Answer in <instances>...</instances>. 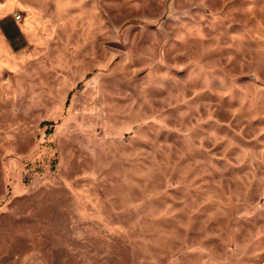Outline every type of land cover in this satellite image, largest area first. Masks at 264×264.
<instances>
[{
	"label": "rangeland",
	"instance_id": "1",
	"mask_svg": "<svg viewBox=\"0 0 264 264\" xmlns=\"http://www.w3.org/2000/svg\"><path fill=\"white\" fill-rule=\"evenodd\" d=\"M0 264H264V0H0Z\"/></svg>",
	"mask_w": 264,
	"mask_h": 264
}]
</instances>
